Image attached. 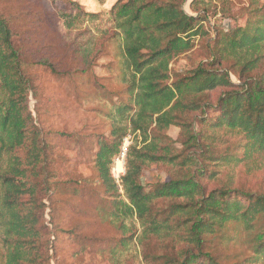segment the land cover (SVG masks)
Here are the masks:
<instances>
[{
	"label": "trees",
	"instance_id": "obj_1",
	"mask_svg": "<svg viewBox=\"0 0 264 264\" xmlns=\"http://www.w3.org/2000/svg\"><path fill=\"white\" fill-rule=\"evenodd\" d=\"M182 1L117 0L111 19L100 27V13L85 11L75 0H65L57 14L58 33L80 58L82 71L93 65L106 40L118 38L122 76L131 77L129 102L115 107L93 158L108 201L105 216L121 234L114 260L135 243L143 264H221L204 250L205 242L236 223L251 233L252 254L235 264H264V192L233 186V173L224 186L208 189L204 183L224 168L243 165L251 172L264 165V5L254 0L246 20L212 38L205 17L187 13ZM201 4L191 1L193 13ZM13 35L0 15V264H33L24 257L41 240L25 234L26 223L45 209L38 194L47 190L44 168L50 155L29 108L28 80ZM198 42L207 47L206 60L172 76L171 61ZM39 64L56 73L48 59ZM225 67L238 70L242 84L233 83ZM191 112L200 114L199 132L189 127ZM172 125L184 133L180 147L168 134ZM128 134L134 136L118 185L111 168ZM199 135L214 142L235 139L226 152L201 155L198 162L189 149L200 144ZM151 165L171 166L180 174L146 186L143 172ZM152 238L164 245L163 252L145 249Z\"/></svg>",
	"mask_w": 264,
	"mask_h": 264
},
{
	"label": "rangeland",
	"instance_id": "obj_2",
	"mask_svg": "<svg viewBox=\"0 0 264 264\" xmlns=\"http://www.w3.org/2000/svg\"><path fill=\"white\" fill-rule=\"evenodd\" d=\"M75 1L87 12L100 13L101 22L97 24L100 27L111 19V8L117 0ZM191 1L183 0L182 8L189 14L203 15L204 25L214 38L215 32L228 31L246 20L254 0H201V10L197 13L191 10ZM259 4L264 5V0H259ZM64 6L65 0H0V15L13 30V46L28 80L29 108L50 155V162L44 168L47 190L38 194L45 209L26 223L25 234L39 238L41 245L24 259L33 264H143L141 247L135 243L114 260L113 251L119 247L121 234L105 216L109 211L108 201L95 177L93 162L97 137L108 134L115 107L129 102L131 77L122 76L121 41L118 38L106 40L93 65L82 71L80 58L62 40L56 28L58 11ZM204 44L198 42L191 51L173 59L172 76L183 75L205 61L207 47ZM42 58L55 65L56 73L39 64ZM224 70L233 83L242 84L238 70L229 67ZM187 121L190 129L200 131L198 112L189 113ZM168 134L180 147L183 131L172 125ZM133 136L128 134L123 143L126 141L129 145ZM200 139L199 145L189 149L198 162H202L201 155L226 152L235 138L229 137V142ZM120 153L111 168L118 185L124 173V160L122 163L118 160ZM29 170L33 173L35 167L29 165ZM178 170L167 165H151L143 172V183L148 186L178 177ZM230 173L234 175L233 186L264 192V165L251 172L243 165L234 170L224 168L216 179L204 183L208 189L224 186L231 181ZM120 192L123 194L121 189ZM261 224L264 225V219ZM250 239L251 233L242 225L229 223L207 238L204 250L221 264H235L252 254ZM145 249L158 254L164 251V245L152 238ZM166 251L171 253L172 250L167 248Z\"/></svg>",
	"mask_w": 264,
	"mask_h": 264
},
{
	"label": "built area",
	"instance_id": "obj_3",
	"mask_svg": "<svg viewBox=\"0 0 264 264\" xmlns=\"http://www.w3.org/2000/svg\"><path fill=\"white\" fill-rule=\"evenodd\" d=\"M126 140H127V139H126ZM127 146H128V142L125 141V142L122 144L120 157L118 158V160L121 159V163H122L123 160H124V157H125V154H126V151H127Z\"/></svg>",
	"mask_w": 264,
	"mask_h": 264
}]
</instances>
